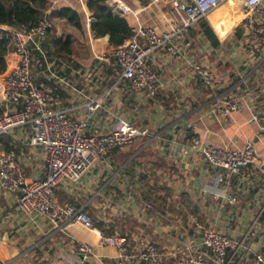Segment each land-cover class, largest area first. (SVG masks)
Listing matches in <instances>:
<instances>
[{
  "label": "crops",
  "instance_id": "0c3cea01",
  "mask_svg": "<svg viewBox=\"0 0 264 264\" xmlns=\"http://www.w3.org/2000/svg\"><path fill=\"white\" fill-rule=\"evenodd\" d=\"M118 1L131 9L124 17L132 29L139 25L158 32L169 29L170 0ZM108 2L112 6V1ZM48 9L54 36L71 39L74 54L66 59L67 66L63 63L58 69L59 78H64L67 85L51 78L46 68L38 77L62 106L73 108L76 117L85 118L87 97H100L116 82L112 67L97 61L113 46L108 37L96 38L88 0H49ZM63 9L82 15L83 31L57 14ZM112 11L123 16L115 6ZM244 18L242 0H228L204 20L213 30L217 45L205 36L200 24L189 31L187 41L191 46L182 48L180 56L165 50L154 54L148 66L162 83L156 99L130 84L115 89L89 132L104 134L126 120L141 130L148 129L149 134L117 149L110 167L97 164L77 184L63 183L54 200L65 204L90 193V198L76 199V203L87 209L105 235L124 236L133 248L156 244L165 253L173 252L198 236L197 220L237 240L245 238L257 224L248 247L251 253L264 252V176L254 166L229 175L206 162L190 146L195 136L230 148L252 141L260 160H264V135L260 123L252 120L254 114L264 115V45L257 54L251 52L241 25ZM196 63L214 72V87L204 86L194 71ZM7 64V72L18 64L16 54L8 55ZM5 74L0 75V85ZM233 96L242 99L243 110L229 117L216 115L218 103ZM24 131L1 139L0 150L13 144L26 176L42 179L46 173L44 155L41 149L25 147L18 141L26 136ZM221 175L226 182L218 183ZM231 196L237 197L236 203L230 202ZM16 197L0 191V264H74L84 259L80 243L94 249L87 256L90 264L116 260L118 250L100 245L95 231L79 224L61 231L42 217H26ZM253 260L249 254L242 264H253Z\"/></svg>",
  "mask_w": 264,
  "mask_h": 264
},
{
  "label": "built area",
  "instance_id": "2783aa9c",
  "mask_svg": "<svg viewBox=\"0 0 264 264\" xmlns=\"http://www.w3.org/2000/svg\"><path fill=\"white\" fill-rule=\"evenodd\" d=\"M111 1L121 15L131 12L118 0ZM227 1L170 0L172 19L167 31L158 32L139 25L127 42L98 56L99 64L112 67L117 79L100 97H87L85 118L76 117L73 108L62 106L38 77L43 68L38 60L39 53L51 78L67 85L58 75L59 67L63 63L68 65L66 60L55 58L51 61L42 47L47 35L54 31L50 10H45L44 17L34 27L15 29L0 25V38H10V53L18 57V64L4 75L0 85V140L16 137V132L25 130L26 136L17 137L18 141L25 147L41 149L46 164L44 178L32 179L26 176L15 149L0 150V191L15 194L18 208L26 217H42L61 231L74 224L95 231L100 245L118 250L116 260L107 264H242L249 254L253 256V264H264V252L251 253L248 247L255 237L257 224L245 238L237 240L196 220L198 236L191 237L184 247L165 253L156 244L133 248L124 236H107L96 227L84 206L74 202L60 204L54 200L63 183L77 184L97 164L110 167L111 157L117 149L132 145L149 134L148 129L141 130L126 120L104 134L90 133L89 128L105 102L122 85L130 84L148 98L156 99L162 83L157 72L148 66L150 58L162 50L180 56L182 48L191 46L187 41L189 31ZM242 9L245 18L241 25L246 44L253 54H257L264 45V0H242ZM193 68L204 86H215L214 72L200 63ZM76 92L83 94L82 90L76 89ZM243 108L240 97H227L218 103L214 113L229 117ZM252 120L260 123L261 135H264V115L254 114ZM190 146L206 162L229 175L240 174L254 166L264 176V160H260L252 141L240 148H230L213 145L195 136ZM224 182L222 175L218 177V183ZM229 200L236 203L237 197L231 196ZM78 248L84 259L74 264H90L87 256L94 253L93 247L80 243Z\"/></svg>",
  "mask_w": 264,
  "mask_h": 264
},
{
  "label": "trees",
  "instance_id": "16d2710c",
  "mask_svg": "<svg viewBox=\"0 0 264 264\" xmlns=\"http://www.w3.org/2000/svg\"><path fill=\"white\" fill-rule=\"evenodd\" d=\"M48 6L49 0H0V25L15 29L34 27L44 17ZM88 9L94 18L92 30L96 38L108 37L110 45L118 47L133 36V29L129 26L127 19L124 16L115 15L108 0H88ZM57 14L64 17L69 24L78 30H84L82 15L78 12L63 9ZM202 28L205 36L213 42V45H217L218 40L211 27L203 22ZM53 32L49 33L42 43L43 50L48 58L51 61L55 58L59 60L70 59L74 54L73 41L57 38ZM10 44V38H0V75L5 74L8 69L7 57L11 51ZM37 56L44 69L46 66L44 58L39 53ZM13 148V144L5 146L7 151Z\"/></svg>",
  "mask_w": 264,
  "mask_h": 264
},
{
  "label": "rangeland",
  "instance_id": "374dc122",
  "mask_svg": "<svg viewBox=\"0 0 264 264\" xmlns=\"http://www.w3.org/2000/svg\"><path fill=\"white\" fill-rule=\"evenodd\" d=\"M203 22H204V20L201 21V22H200L199 24H197L196 26H194L193 28L199 26V25L202 24ZM193 28H192V29H193ZM85 196H86V198H90V193L86 194ZM86 198H84L83 196H76V199L79 200V201H82V200H84V199H86ZM76 199H75V200H76ZM75 200H68V201H66V203H67V202H74V203H76L77 200H76V201H75ZM84 201H85V200H84ZM76 204H78V203H76Z\"/></svg>",
  "mask_w": 264,
  "mask_h": 264
}]
</instances>
